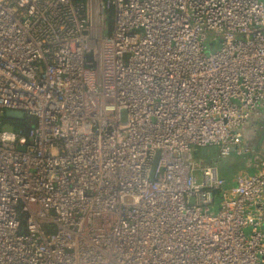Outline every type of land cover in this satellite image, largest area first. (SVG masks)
Instances as JSON below:
<instances>
[{"label": "built area", "instance_id": "obj_1", "mask_svg": "<svg viewBox=\"0 0 264 264\" xmlns=\"http://www.w3.org/2000/svg\"><path fill=\"white\" fill-rule=\"evenodd\" d=\"M8 110L0 264H264V0H0Z\"/></svg>", "mask_w": 264, "mask_h": 264}, {"label": "trees", "instance_id": "obj_2", "mask_svg": "<svg viewBox=\"0 0 264 264\" xmlns=\"http://www.w3.org/2000/svg\"><path fill=\"white\" fill-rule=\"evenodd\" d=\"M3 124H6L9 127H11L12 130L10 131L12 132L20 133L21 135H26L28 131L33 127L34 120L31 117L25 116L22 121H13V120H7L3 117V115H0V126H2ZM215 157H216L215 153L213 155H210V158L214 159ZM239 159L240 162H236L237 164L234 168L230 167L227 170L220 169V176L223 177L225 180H228L230 178V175L236 173L244 163L243 159L241 158ZM229 171L232 172L230 173Z\"/></svg>", "mask_w": 264, "mask_h": 264}, {"label": "rangeland", "instance_id": "obj_3", "mask_svg": "<svg viewBox=\"0 0 264 264\" xmlns=\"http://www.w3.org/2000/svg\"><path fill=\"white\" fill-rule=\"evenodd\" d=\"M0 130L1 131H10L12 129L8 125L3 124L2 126H0ZM214 153L216 155V149L215 148L198 149L197 152L195 153V158L205 159L206 156L213 155ZM214 160H216L218 162L220 169H223V170H227L230 167L234 168L237 164L236 162H240V159L236 158L234 156H229V157H226L223 159L215 157ZM242 169H244L246 172L248 171V169L245 168L244 164H242V166L240 167L239 170H242ZM230 170H233V169H230ZM200 181H201L200 175H198L197 176V182L200 183ZM212 210L217 211V206H214L212 208Z\"/></svg>", "mask_w": 264, "mask_h": 264}, {"label": "water", "instance_id": "obj_4", "mask_svg": "<svg viewBox=\"0 0 264 264\" xmlns=\"http://www.w3.org/2000/svg\"><path fill=\"white\" fill-rule=\"evenodd\" d=\"M3 117L7 120H13V121H22L25 117L24 113L19 112V111H5L3 114ZM19 150H24L23 146L18 147ZM159 151H157L153 157L152 163H151V168H150V173H149V179L153 178L155 168L157 166V162L159 159Z\"/></svg>", "mask_w": 264, "mask_h": 264}]
</instances>
